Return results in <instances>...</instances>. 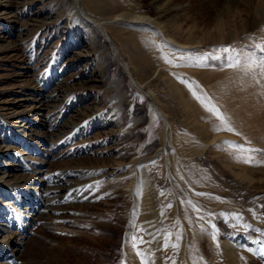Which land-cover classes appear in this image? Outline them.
<instances>
[{
	"label": "rangeland",
	"instance_id": "obj_1",
	"mask_svg": "<svg viewBox=\"0 0 264 264\" xmlns=\"http://www.w3.org/2000/svg\"><path fill=\"white\" fill-rule=\"evenodd\" d=\"M245 4L0 0V199L46 167L22 185L46 199L9 238L16 264H264V165L234 159H264V19ZM45 92L43 139L16 140L9 114Z\"/></svg>",
	"mask_w": 264,
	"mask_h": 264
},
{
	"label": "bare ground",
	"instance_id": "obj_2",
	"mask_svg": "<svg viewBox=\"0 0 264 264\" xmlns=\"http://www.w3.org/2000/svg\"><path fill=\"white\" fill-rule=\"evenodd\" d=\"M237 1L246 3L244 6L248 10V14H250L253 17V21H251L253 24L251 23V25L259 26L261 19H264V0H256L253 4L251 2H248L249 0H237ZM76 7L79 13L83 12L82 6L78 2H76ZM242 11L247 13L245 9H243ZM262 32H264V29H262ZM133 82L137 83L136 80H134ZM137 85L140 86L139 83H137ZM43 95H44L43 99H40L37 103L31 105L27 110L17 111L14 114H9V116L14 119L13 122L10 123L9 128H11V131H14V133L17 131H21L20 133L17 134V138H15L16 140L24 139L26 141H30V140L38 139V138L43 139L42 136L44 132L41 129L46 127V122L39 119L38 116L39 115L42 116V112L45 109V101H46L45 98L49 97L52 94L50 93L49 95L45 92L43 93ZM9 139H13L12 136L11 137L9 136L8 138H6V140H3V141H7ZM3 141H1V143H3ZM2 146H5V145H0V154L3 153V151L1 150ZM30 148L34 150L35 152L37 151L32 146H30ZM32 171L33 173L39 174V178L37 179L38 181V180H41L43 178L44 173H46V167L44 168V164L42 162H39L35 164L34 168H32ZM32 171L30 173L20 174V176L18 177L15 176L16 180H15V183L12 184V187L15 189L16 187H19L20 191L22 190L21 195L17 199L16 208L11 206V203L9 204L8 201L6 200L2 201L3 199H0L1 201L0 203V236L3 235L5 238L4 242H2V240L0 239V252H1L0 264H12L13 261H14V264L17 263L21 239L19 238V240H16L15 242L8 244L11 240V239L9 240V238L11 234L13 233H19L25 238L26 236H25V231H24L23 226L28 224L31 220H33L32 214L35 212L38 213L41 210L40 207L44 205V202H45L44 199H46L45 198L46 192L45 191L42 192L39 182L33 183L31 187L29 188L28 187L23 188L22 186L24 183L30 181L31 176H32ZM2 173H5V172L3 171ZM72 180L74 181V178L71 180L64 178L62 182H60V184L57 182L58 184L55 187L58 188V190H65V189L68 190L69 189L70 191L73 184L69 185L70 184L69 182L70 181L72 182ZM1 183L2 182H0V184ZM2 186L6 187V186H9V184L3 183ZM52 192L54 191L52 190ZM54 193L57 194V192H54ZM5 195L6 194L1 195V196H5ZM53 197L55 196L53 195ZM12 226L14 227V229L10 231L9 228H12ZM8 231L10 232L7 235H4V233ZM225 247H227V245ZM253 247L255 250L254 252H257L258 254H260L261 257L264 258V255H261V250L256 249L255 246ZM229 252L232 253L230 250Z\"/></svg>",
	"mask_w": 264,
	"mask_h": 264
},
{
	"label": "snow or ice",
	"instance_id": "obj_3",
	"mask_svg": "<svg viewBox=\"0 0 264 264\" xmlns=\"http://www.w3.org/2000/svg\"><path fill=\"white\" fill-rule=\"evenodd\" d=\"M217 51H221L223 53H228L230 51V49L228 47H223L221 49H217ZM232 51H235L234 49H232ZM181 59H183V56L181 57ZM232 65L229 64V67H231ZM197 99H199V97H197ZM209 111L213 112L217 118L223 123L224 128L223 130H226L228 132H234L235 130L227 124V122L225 121L224 117L222 115H220L219 111L215 108H211L209 109ZM217 131L221 130V129H215ZM237 135H239V133H236ZM236 147V151L238 153H240V155H237L234 157V159L237 162L243 163L245 165H264V159H257L255 154L257 153H261L262 150L258 149V148H245L243 146H235ZM197 195H203V193H197ZM136 237H132L133 240V248L135 249L137 247V244L135 243L136 241ZM141 243H144V241L141 239L140 241ZM150 243V241H149ZM140 253L137 252V255H139ZM261 255H264V249L261 250ZM142 264H144V261H142Z\"/></svg>",
	"mask_w": 264,
	"mask_h": 264
}]
</instances>
